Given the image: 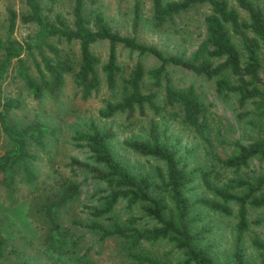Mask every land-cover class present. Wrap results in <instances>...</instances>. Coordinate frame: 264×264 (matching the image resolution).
<instances>
[{"label":"trees","instance_id":"1","mask_svg":"<svg viewBox=\"0 0 264 264\" xmlns=\"http://www.w3.org/2000/svg\"><path fill=\"white\" fill-rule=\"evenodd\" d=\"M21 1L25 9L18 16L6 9V25L0 37V84L14 59L15 75L33 100L57 99L67 77L86 99L99 89L100 65L106 89H119L117 99L106 101L98 110L100 118L119 113L131 117L135 110L141 116L144 106L153 115L141 136L119 142L113 128L92 120L73 131L70 140L85 155L83 159L70 157L66 166L72 177L81 174L82 178L63 179L38 205L45 226L42 245L46 256L92 264L88 249L80 248L78 237L59 223L61 210L78 199L84 182L92 181L99 187L89 194L91 202L82 204L88 220L73 219L71 224L85 227L99 239L113 238L128 264H249L243 239L250 224L249 211L264 209V168L252 174L240 175L238 171L253 158L264 159V129L246 143L232 142L230 151L218 156L211 149L212 104L204 100L194 83L172 84L169 70L180 68L205 78L216 96H234L237 107L249 103L251 110L246 113L264 118V0H233L243 18L227 0H149V26L153 30L173 27L174 19L192 7L207 8L202 17L203 36L193 49L169 53L139 41V0L132 2L127 34L110 25L100 9L101 0H71L69 20L57 13L52 18L43 15L39 0ZM16 18L35 27L30 41L12 38ZM98 41L107 46L102 64L91 50ZM117 46L149 55L155 65L145 70L136 59L124 76L117 62ZM19 105L17 98L2 96L0 89V194L11 204L19 184L36 185L32 150L45 151L46 138L52 133L37 119L23 126L12 123L10 114ZM155 116L176 120L190 131L211 166L190 165L193 147L182 145ZM117 146L154 163L150 168L135 167ZM226 170L233 176L224 179ZM198 187L201 192H194ZM231 205L235 206L236 220L226 257L219 259L215 242L209 237L211 227L203 216L207 211L229 216ZM119 207H123L125 217L117 215ZM7 226L0 216V259L9 241ZM160 241L170 243L181 257L162 261L144 246ZM249 245L264 264V239L253 237ZM16 264L29 261L21 257Z\"/></svg>","mask_w":264,"mask_h":264},{"label":"rangeland","instance_id":"2","mask_svg":"<svg viewBox=\"0 0 264 264\" xmlns=\"http://www.w3.org/2000/svg\"><path fill=\"white\" fill-rule=\"evenodd\" d=\"M238 12L241 18L244 13L236 7L233 0H227ZM262 2V0H257ZM42 14L52 18L57 13L64 19L69 20L71 0H39ZM133 0H101L100 9L113 28L121 34H127L131 18V5ZM140 25L138 31L139 41L147 44H154L165 53L176 49L189 52L203 36L202 17L207 12L205 6H195L186 13L174 19L173 27L164 30H153L149 26L150 4L149 0H139ZM12 9L18 16L24 12L21 0H0V37H3L6 25V9ZM35 33V27L31 24H22L16 18L12 38L19 41H30V37ZM107 46L104 41L93 44L91 50L99 58L100 64L106 59ZM117 62L122 68L125 76L136 59L142 62L145 70L155 65V60L149 55H138L135 52H128L126 49L117 46ZM2 59L0 52V61ZM171 69V68H170ZM170 82L175 86H186L194 83L195 88L200 92L205 101L212 104L211 115L209 117V129L211 137L212 152L223 157L231 148V143L247 141L257 138L264 129V118L254 114L246 113L251 110V105L246 103L243 107H237L234 96L219 98L212 90L211 83L203 77H196L180 68L169 70ZM100 86L97 93L86 99H82L67 77L61 95L57 99H44L36 101L31 98L23 87L21 81L16 77L14 71V59L8 63L6 72L0 84L1 95L17 98L20 105L10 114V120L17 126H23L31 119H37L47 126L52 132L46 138L47 145L45 151L32 150L35 160L32 165L38 174L36 185H20L18 192L13 197V204L0 194V216L6 220V234L9 235L8 245L5 249L0 264H16L21 257L28 259L29 264H73L69 260L55 257H47L42 245V237L45 232L38 205L44 197L53 191L63 179H73L80 181L82 175L72 177L66 166L70 157L78 159L84 158V150L77 147L70 140L73 131L84 128V125L92 120L99 126H109L117 133L118 142L125 137L132 135L141 136L148 120L153 116L147 106L143 107V115H139L137 110L131 117H126L124 113L116 114L110 118H100L98 110L106 101L117 99L119 89L108 91L103 82V75L98 66ZM146 82L148 79L146 78ZM156 118L161 125L168 126V132L177 136L182 145L193 147L189 160L190 165H200L206 168L211 163L205 158L200 142L193 137L192 133L186 130L176 120L169 118ZM118 147V146H117ZM117 151L124 155L135 167L150 168L152 160L133 155L118 147ZM218 171H222L218 166H214ZM264 168V159L253 158L247 167L238 171V174H252ZM233 176V172L228 170L223 172V178ZM198 184L199 181L197 180ZM99 187L92 181L82 184V191L78 199L59 214V223L62 228H67L78 237L80 248H87L92 264H128V261L117 250L113 238L99 239L98 236L88 231L85 227L74 226L71 220L87 221L82 204L90 203L89 194ZM202 188H196L194 192L200 193ZM232 214L224 216L219 213L207 211L203 216L204 221L211 227L210 238L215 242L214 248L219 259L226 257L230 239L232 235V225L235 222V206L231 205ZM117 215L125 217L123 207H119ZM249 227L243 239L244 250L247 254L249 264H260L256 251L249 245V240L253 237L264 239V209H251L248 213ZM151 253L162 261H174L181 257V252L172 248L167 241H160L152 245L144 244Z\"/></svg>","mask_w":264,"mask_h":264}]
</instances>
